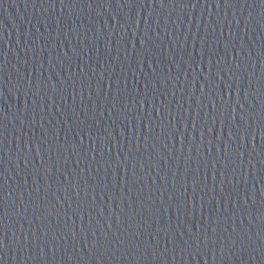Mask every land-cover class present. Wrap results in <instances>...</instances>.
<instances>
[{"label":"water","instance_id":"95a60500","mask_svg":"<svg viewBox=\"0 0 264 264\" xmlns=\"http://www.w3.org/2000/svg\"><path fill=\"white\" fill-rule=\"evenodd\" d=\"M0 264H264V0H0Z\"/></svg>","mask_w":264,"mask_h":264}]
</instances>
